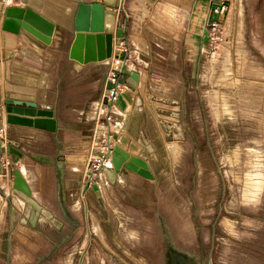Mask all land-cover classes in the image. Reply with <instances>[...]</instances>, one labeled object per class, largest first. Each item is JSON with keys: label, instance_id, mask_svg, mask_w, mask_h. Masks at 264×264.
<instances>
[{"label": "crops", "instance_id": "0c3cea01", "mask_svg": "<svg viewBox=\"0 0 264 264\" xmlns=\"http://www.w3.org/2000/svg\"><path fill=\"white\" fill-rule=\"evenodd\" d=\"M11 1L0 2V264H162L164 261L170 264L173 240L178 237L185 243L187 232L176 234L163 230V235L154 240L148 228L142 230L133 225L134 218L152 225L146 220L145 210L151 208V211L156 201L159 204L164 201L163 192L157 199L148 192L153 188V181L125 171L111 184L106 175L99 172L96 174L99 195L92 189L82 193L86 174L98 166L95 164L108 150L106 138L111 132L107 125V132L101 138L104 151L85 146L91 143L88 138L95 136L100 120L108 112L103 100L110 88L106 74L110 68L108 62L98 61L105 57L107 42L113 56L121 39L115 37V31L109 35L76 33L73 26L79 3L101 0H28L9 4ZM220 2L118 0L114 8L107 10L115 13L114 30L116 27L125 29L124 39L146 59L144 65L148 69L155 61L152 55H156L155 48L161 49L164 56L176 57L178 43L192 40L198 41L197 49H201V36L195 32L196 18L202 4ZM245 4L247 15L251 22L257 23L258 30L248 35V46L257 48L254 49L258 52L255 61L264 67V0H248ZM11 7L31 8L54 23L56 31L52 43L45 45L25 31L19 35L5 33L2 30L5 11ZM165 12L176 18L171 20ZM87 46H90L89 51L82 55L87 64H83L71 52L74 48L86 50ZM63 47L69 52L65 63L59 59ZM194 49L188 53L191 55L197 50ZM115 58L117 60V56ZM169 62L172 61L169 60L166 67ZM183 64L185 68L186 63ZM129 77L124 75L122 80L127 83ZM8 94L32 97L39 109L54 111L59 132L53 134L7 124L4 101ZM137 99L141 100L133 91L120 96L111 122L115 125L112 134L118 135L115 143L124 151L149 163L142 155L144 148L137 150L131 146L136 137L147 131L148 124L143 108L132 111L131 104ZM128 113H132L129 129L123 131L122 121ZM7 146H14L23 158L8 157ZM59 154L63 156L60 166L64 169V194L57 171ZM105 166L111 167L110 158ZM15 171L22 173L32 198L43 208L37 218L34 210L28 208L13 189ZM159 215L164 220L162 211ZM196 249L198 246L188 249V255L196 264H202ZM182 259L190 263L187 258Z\"/></svg>", "mask_w": 264, "mask_h": 264}, {"label": "rangeland", "instance_id": "374dc122", "mask_svg": "<svg viewBox=\"0 0 264 264\" xmlns=\"http://www.w3.org/2000/svg\"><path fill=\"white\" fill-rule=\"evenodd\" d=\"M221 1L227 10L213 30L209 24L217 22H210L211 4H202L201 12L197 7L199 50V42L192 40L178 43L176 57L164 56L155 48V61L147 69L146 59L123 38L113 56L107 42L105 57L98 62L109 63L108 80L111 70H121L124 63L125 68L140 75V81L145 80L135 89L125 79L122 82L126 92L133 91L141 98L140 108L148 121L147 131L131 146L145 149L142 155L155 177L148 192L154 199L163 192L164 201H156L151 211L145 210L146 220L152 225L134 218V227L148 228L154 240L163 235V230L176 234L185 230V243L176 237L171 256L187 258L188 264H196L188 249L197 246L202 264H264V67L255 61L257 48L248 46V35L258 31L257 23L247 15L248 0ZM9 4H21V0ZM165 15L176 18L167 12ZM89 47L81 51L74 48L71 55L87 64L82 55ZM190 49L195 50L191 55ZM61 50L59 59L65 63L69 52L67 47ZM169 60L173 63L166 67ZM106 122V117L100 120L95 136L88 138L91 143L85 146L105 150L101 138L107 132ZM114 127L110 128L113 146ZM62 160L59 154V166ZM99 164L101 160L95 165ZM94 183L98 185V179Z\"/></svg>", "mask_w": 264, "mask_h": 264}, {"label": "water", "instance_id": "95a60500", "mask_svg": "<svg viewBox=\"0 0 264 264\" xmlns=\"http://www.w3.org/2000/svg\"><path fill=\"white\" fill-rule=\"evenodd\" d=\"M117 1L118 0H101L100 2L79 3L74 16V32L109 35L115 31L114 35L117 39L125 38L126 32L124 28L116 27L114 30L115 13L107 10V8H114ZM21 2L27 3L28 0H21ZM215 7V3L210 6V22L219 21V14L214 12ZM2 30L14 35H19L21 31H25L41 43L50 45L56 31V26L31 8L11 7L5 11ZM139 81V74L136 71H132L127 84L130 88L135 89L138 87ZM126 97L131 102L130 98L128 96ZM4 105L7 113V124L9 125L35 128L53 134L59 132L58 120L55 118L54 111L39 109L32 97L8 94L4 101ZM131 118L132 113L126 114L122 121L123 131H128ZM112 138L116 142L118 140V135H113ZM107 147L110 148L108 157H110L111 167L102 166L96 173L103 172L111 184L115 183L117 175H121L125 171L135 173L146 180H155L149 163L146 160L131 156L117 144L114 146L111 145L110 140L107 141ZM5 152L8 157L13 155L20 159L23 158V154L14 146H7ZM0 154H2L1 147ZM57 171L60 178V188L64 194V169L59 166ZM13 177V189L15 193L34 210L36 214L35 217L37 218L43 208L32 198L29 185L22 173L20 171H15ZM92 190L96 195H99L98 185H93ZM209 264L211 263L209 262Z\"/></svg>", "mask_w": 264, "mask_h": 264}, {"label": "built area", "instance_id": "2783aa9c", "mask_svg": "<svg viewBox=\"0 0 264 264\" xmlns=\"http://www.w3.org/2000/svg\"><path fill=\"white\" fill-rule=\"evenodd\" d=\"M215 4H216V7H215L214 12L219 14V21L217 23L209 24V27L212 30L218 26L220 19L224 16V14L227 10L224 1H221L220 3H215ZM125 65L126 64L124 63V66L122 67L121 70H116L113 68V70H111V73L109 75L110 88H109L108 92L106 93V95L104 96V100H103V103H105L104 106L108 110L105 117H106V121H107L106 123L109 126V128H111V126H112L111 122L113 121L112 117H113V114L115 113L114 109L117 106V101L120 98V96L126 92L125 85L122 84V82H124L122 80V78L124 75H129L131 70L129 68H125L126 67ZM108 140H110V134L108 136ZM108 149H109L108 152H106V154L104 156H102V158H101L102 164L97 166V168L99 167L98 169H100L102 166H105V161L110 158V157H108V155L110 153L109 152L110 148H108ZM98 169H96V170H98ZM95 171H92V172H89L86 174V177L84 178L83 184H82L83 195L86 194L88 189L92 188L93 185L97 184V183H94V181L97 179V177L95 175Z\"/></svg>", "mask_w": 264, "mask_h": 264}, {"label": "flooded vegetation", "instance_id": "af4514ba", "mask_svg": "<svg viewBox=\"0 0 264 264\" xmlns=\"http://www.w3.org/2000/svg\"><path fill=\"white\" fill-rule=\"evenodd\" d=\"M172 259L170 261V264H188L186 263V261H184L182 258H179L177 256H171ZM212 264V262H210ZM206 264H209V262H207Z\"/></svg>", "mask_w": 264, "mask_h": 264}, {"label": "bare ground", "instance_id": "6f19581e", "mask_svg": "<svg viewBox=\"0 0 264 264\" xmlns=\"http://www.w3.org/2000/svg\"><path fill=\"white\" fill-rule=\"evenodd\" d=\"M207 33H208V31H206ZM6 33V32H5ZM113 33V32H112ZM96 34V33H95ZM131 105H133V109H132V111L133 110H138L139 108H140V106L142 105L141 104V100L140 99H137V100H135V101H133V103L131 104ZM136 110V111H137ZM251 177V176H250ZM264 181V180H263ZM263 181H261V183L263 182ZM262 189V188H261ZM23 202V201H22ZM28 208H30V206L28 207Z\"/></svg>", "mask_w": 264, "mask_h": 264}]
</instances>
